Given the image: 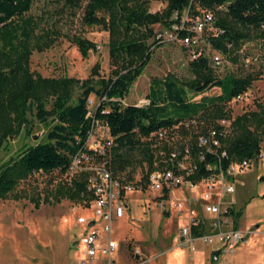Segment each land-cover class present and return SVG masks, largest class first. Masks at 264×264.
Here are the masks:
<instances>
[{
  "label": "trees",
  "instance_id": "1",
  "mask_svg": "<svg viewBox=\"0 0 264 264\" xmlns=\"http://www.w3.org/2000/svg\"><path fill=\"white\" fill-rule=\"evenodd\" d=\"M48 1L61 3L71 14L77 10L83 25L97 26L107 32L110 71L107 77L93 78L97 75V62L83 79L65 75L45 77L29 70L31 52L49 48L61 33L56 28L39 27L38 20L28 15L31 0H0V149L6 139L18 135L22 128L29 132L27 115L31 112L38 122L49 127L44 142L28 145L17 158L0 164V200L31 173L55 169L65 172L77 151L91 154L84 141L93 122L107 127L111 157L105 168L112 177L143 185L147 175L156 168L151 155L148 154L147 167L137 181L128 176L120 179L114 173L124 169V150L137 147L139 137H151L157 130L166 132L199 117L211 119L212 128L222 130L214 121L228 117L224 103L244 92L260 74L218 76L215 72L218 66L210 56L202 48L194 47L190 53L194 57L187 62L189 77L179 79L166 75L152 79L146 103L123 104L132 82L150 57L149 47L159 42L155 39L153 24L169 29L179 23L183 10L191 17L200 15L198 10L207 11L212 15L211 28L216 30L214 34L209 29L205 37L211 50L227 55L229 47L237 49L242 40L251 36L262 41L264 49V0H163L164 7L155 12L147 10V0ZM177 34L179 38L193 35L182 29ZM148 38L150 43L146 42ZM67 40L81 58L95 48L93 41L80 35H71ZM212 87L218 88L219 94L202 96L198 101H191L187 96L188 92L197 95ZM75 91L78 92L74 96ZM90 94L98 98L92 110L87 104ZM230 126V136L226 137L223 131L216 135L219 146L214 154L202 149L203 159L198 160V149L195 144L191 146L198 170L189 175L190 179L199 181L208 176L211 171L204 168L205 164L213 165L219 159L224 171L230 163L250 159L258 152L259 144L264 143V103L258 104L256 110L235 116ZM87 175L81 172L69 183L58 184L52 193L54 200L87 205L92 197L86 187ZM229 212L233 219L240 215L230 208ZM191 231L194 236L201 233L196 227Z\"/></svg>",
  "mask_w": 264,
  "mask_h": 264
},
{
  "label": "rangeland",
  "instance_id": "2",
  "mask_svg": "<svg viewBox=\"0 0 264 264\" xmlns=\"http://www.w3.org/2000/svg\"><path fill=\"white\" fill-rule=\"evenodd\" d=\"M165 5L163 0H147V10L155 12ZM198 9V8H196ZM202 10H198L201 13ZM28 15L36 18L39 27L56 28L61 35L47 49L32 51L29 56V70L45 77L69 76L83 79L89 76L91 66L97 62L96 77H107L110 66L107 58V32L97 26H86L80 22V14L76 10L71 14L61 3L48 0H31ZM173 17H175L173 15ZM191 15L185 10L180 13V21L186 26L191 25ZM179 24V23H178ZM171 28L164 29L159 24H153L154 33L162 34L158 43L149 47L150 57L142 69L141 74L132 82L123 104L140 105L145 100L148 87L152 79H162L166 75H173L179 79L190 76L187 62L194 47L202 48L203 52L211 56L215 51L209 48L205 33L196 34L197 41L189 44L178 39L177 32ZM71 35H80L95 43L93 51H89L85 58H81L75 46L67 40ZM176 36V38H175ZM151 42V38L146 40ZM262 41L251 36L242 40L240 47L232 49L228 45L227 55H222L220 65L215 68L216 74L222 76L230 74L242 76L246 73L257 74L239 98H232L225 102L223 109L227 118L217 119L215 123H222L224 135L232 134L230 121L237 115L257 109L258 104L264 103V49ZM78 91H75L74 96ZM219 94L216 87L209 88L197 95L190 92L187 96L191 101H198L202 96ZM88 108L92 110L98 103V98L90 94L87 98ZM48 107V103L45 105ZM30 121L29 132L22 128L16 136L5 140L0 149V164L15 159L28 146L36 142H44L48 126L40 123L32 112L27 115ZM211 119L195 118L187 125L175 126L165 132L163 138L139 137L140 144L132 150H124V169L114 173L120 179L127 176L137 181L144 173L147 156L151 155L152 165L172 150L183 147L191 148L199 135H203L212 128ZM203 133V134H202ZM33 136L35 138L33 139ZM94 136L109 138L101 124L94 129ZM111 145L105 148L101 155H92L88 162L82 164L85 170L72 173L60 172L57 169L48 173L33 172L22 179L15 189L4 199L0 200V264H73L77 257L74 240L82 235L84 228L76 223L78 216L93 218L91 207L82 203H73L64 199L55 201L52 197L54 188L62 183H69L72 178L79 177L81 172L89 175L91 169L97 166L106 167L111 157ZM264 143L259 144V149ZM123 153V149L120 150ZM193 159L191 155L188 161ZM87 175V176H88ZM220 182L218 176L208 181V186L200 183L196 192H189L184 188H174L163 199V205L158 207L156 192L148 188L131 190L125 193L123 216L111 222V238L117 241L126 259L133 264L132 255L135 249L140 252L136 258L148 259V264H192L191 257L201 252L200 257L211 253L218 247V243H204L196 240L183 247L178 245V228L188 223L189 217L200 220L206 203L220 201V208L227 207L233 212L239 211V216L233 220V225L246 231L245 240L252 239L253 243L243 240L232 249L231 254L240 253L239 258L232 262L223 259L221 251L219 260L215 264H263L264 260V159L259 158L246 167L233 171V175ZM228 181V182H227ZM231 184L232 193H224L220 197L221 187ZM206 194V200H204ZM166 212L167 215H163ZM207 217V215H206ZM102 223L97 219V226ZM179 251L180 254L173 255ZM113 258L118 264H126L119 252ZM205 261V260H204ZM207 258L206 264L210 263Z\"/></svg>",
  "mask_w": 264,
  "mask_h": 264
},
{
  "label": "built area",
  "instance_id": "3",
  "mask_svg": "<svg viewBox=\"0 0 264 264\" xmlns=\"http://www.w3.org/2000/svg\"><path fill=\"white\" fill-rule=\"evenodd\" d=\"M211 24L212 15L205 11L193 17L191 19V25L186 26L183 21H180L177 26H173V29L176 32L181 29L192 32V36L178 37L181 42L192 44L197 41L198 37L196 34H201L204 30L206 31L207 28L215 34L216 30L211 28ZM161 37L162 34L160 32L155 34V39L158 41ZM190 57H194V54H190ZM210 58L214 65H220L221 56L218 53H213ZM239 96L240 95H237L235 98H239ZM143 103H146V100H143ZM97 124V122L92 123L84 141V146L91 151V154L84 151H77L70 158L69 165L66 169L67 173L85 170L81 167L82 164L88 162L92 155L103 154L105 148L110 144L109 138L103 139L94 136V129ZM221 124L222 123H218L222 128ZM183 125L186 126L187 123ZM101 127L107 132V127L104 124H101ZM221 131H223V128L222 130L210 128L205 134L197 137L195 146L198 149L196 153L198 160L203 159L202 149L209 153H215V150L219 146L216 135L220 134ZM164 134V130H157L150 134V136L161 139ZM191 155V148L188 147L168 152L163 159L155 164L156 168L147 175L145 183L143 184L144 186L137 182H122L112 177L110 172L103 166H97L91 169V173L86 178V187L91 192L92 197L85 207L92 208L94 217L87 219L83 216H78L76 218V223L82 226L84 230L82 235L76 237L74 241V246L78 252L73 264H115L113 255L119 250V243L111 238V222L123 216L124 208H126V192L148 188L152 192H156L155 197L158 199L157 204L158 207H161L163 205V199L170 194L171 189L184 188L188 191H195L197 185L200 183L207 187V182L214 176H218L221 182L224 175L228 178L230 175H233V171L248 167L251 162L256 159H264V148L259 149L250 159H243L240 162L230 163L224 171L221 168L219 159L213 165L205 164L204 168L211 171V173L201 178L199 181H193L189 178L190 174L198 170V165L194 158L190 159L187 165L185 164V161ZM222 156H224L223 151L220 152V157ZM232 192V185L229 183L224 184L221 187L220 197L224 193L229 194ZM204 196V200H206V194ZM204 212L212 215L207 227L202 220L189 217L188 223L178 228V245L182 247L184 245H190V249L193 250L192 243L196 240L204 243L216 241L220 251L230 253L238 243L244 240L247 232L233 225L229 208H220V201L206 203L204 205ZM97 219L102 223L100 227L97 226ZM192 227L201 229V233L194 236L191 231ZM128 254L129 256L130 254L132 255L133 264H148L149 258H136L139 254L138 249Z\"/></svg>",
  "mask_w": 264,
  "mask_h": 264
},
{
  "label": "crops",
  "instance_id": "4",
  "mask_svg": "<svg viewBox=\"0 0 264 264\" xmlns=\"http://www.w3.org/2000/svg\"><path fill=\"white\" fill-rule=\"evenodd\" d=\"M198 189V188H197ZM197 189H195V191H189V192H196V190ZM197 193V192H196ZM125 206L127 207V205L125 204ZM203 214L204 215H202V217H200L201 219L200 220H202L203 221V223H204V225L207 227V225H208V223H209V221L211 220V218H212V215H210V214H208V213H205V212H203ZM206 215H207V217H206ZM232 219H233V217H232ZM177 236V235H176ZM246 237V236H245ZM75 241V240H74ZM244 243H250V242H252L253 243V241H252V239H247V240H245V238H244ZM239 244V243H238ZM237 244V245H238ZM237 248H239V247H237L236 246V249ZM216 249H219V246L216 248ZM216 249H213L212 251H211V253L210 254H208V255H204V257L203 258H201L200 257V253L201 252H198V253H196V254H194V256H192L191 257V261H192V264H206V260H207V258L208 259H210L211 261H210V263L209 264H215V262H217L218 260H219V256H220V253H221V251H219V253L217 254V257H216V259L215 260H213L212 259V252L213 251H215ZM117 252H119V254L121 255V257H122V259L125 261L124 263H126V264H128L127 262H130V260L128 261L127 259H126V256L124 255V253H123V251L121 250V246H120V244H119V250L117 251ZM140 252V251H139ZM232 253V251L230 252V253H224L225 255H223V259H227L229 262H232V260H233V258L235 257L236 259L237 258H239V256H240V253L239 252H237L236 254H231ZM176 254H180V252L179 251H177V252H173V255H176ZM115 260V259H114ZM205 260V261H204ZM115 264H118V262L117 261H115ZM263 264H264V260H263Z\"/></svg>",
  "mask_w": 264,
  "mask_h": 264
},
{
  "label": "water",
  "instance_id": "5",
  "mask_svg": "<svg viewBox=\"0 0 264 264\" xmlns=\"http://www.w3.org/2000/svg\"><path fill=\"white\" fill-rule=\"evenodd\" d=\"M34 138H35V136H33V139H34ZM163 215H167V213H166V212H163ZM89 224H90V223H89ZM219 251H220L219 249H216L215 251L212 252V256H211V257H212L213 260L216 259L217 254L219 253Z\"/></svg>",
  "mask_w": 264,
  "mask_h": 264
}]
</instances>
